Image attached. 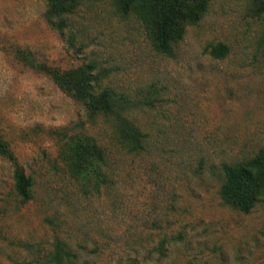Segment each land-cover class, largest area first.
I'll use <instances>...</instances> for the list:
<instances>
[{"label": "rangeland", "instance_id": "rangeland-1", "mask_svg": "<svg viewBox=\"0 0 264 264\" xmlns=\"http://www.w3.org/2000/svg\"><path fill=\"white\" fill-rule=\"evenodd\" d=\"M46 9L0 0V138L33 180L22 204L0 157V264H53L57 239L75 256L64 264H264V197L244 214L218 195L220 166L264 148V0H212L173 58L113 0H81L62 33ZM217 43L229 49L223 59L207 51ZM34 63L96 65L100 85L133 103L144 150L112 143V122L88 121ZM79 133L108 149L115 183L98 193L67 176L61 146Z\"/></svg>", "mask_w": 264, "mask_h": 264}, {"label": "trees", "instance_id": "trees-1", "mask_svg": "<svg viewBox=\"0 0 264 264\" xmlns=\"http://www.w3.org/2000/svg\"><path fill=\"white\" fill-rule=\"evenodd\" d=\"M47 6L46 20L58 32L70 30L72 15L81 0H43ZM122 17H133L141 26L147 42L158 54L173 58L176 46L183 40L189 26L197 25L209 10L212 0H113ZM69 39H72L70 34ZM209 54L216 59L225 58L228 47L223 43L209 45ZM28 60L29 56H24ZM45 71L67 96L82 104L85 116L91 123L103 117L113 124L111 142L128 154H140L147 136L128 116L131 100L125 99L109 87L100 85L103 73L94 64H84L73 70L50 69L34 63ZM68 178L77 183L82 193L100 192L114 182V169L108 149L94 136L84 133L67 138L63 145ZM0 157L12 166L15 195L22 204L32 197L33 180L19 164L9 143L0 138ZM222 180L218 195L222 205L231 210L248 214L264 197V148L251 156L220 166ZM177 237L182 239V234ZM167 241L162 239L159 250L165 254ZM69 245L57 239L51 255L53 264L69 263L74 258Z\"/></svg>", "mask_w": 264, "mask_h": 264}]
</instances>
